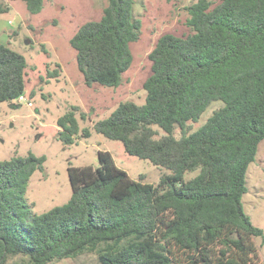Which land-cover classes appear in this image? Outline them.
Returning a JSON list of instances; mask_svg holds the SVG:
<instances>
[{
    "label": "trees",
    "instance_id": "16d2710c",
    "mask_svg": "<svg viewBox=\"0 0 264 264\" xmlns=\"http://www.w3.org/2000/svg\"><path fill=\"white\" fill-rule=\"evenodd\" d=\"M21 1L31 14L44 7V0ZM134 6L135 0H108L102 17L72 37L86 86L122 85L142 29ZM8 10L0 3V13ZM188 12L190 33L163 35L149 54L145 103L122 102L93 127L171 173L157 185L134 181L109 151H99V167L68 168L66 204L33 214L26 194L46 157L0 161V264L16 256L51 264L86 253H95L98 264H263L254 238L264 244V231L243 198L264 141V0H198ZM27 65L0 42V104L24 96ZM215 102L222 105L190 132L188 124ZM78 111L74 106L57 121L68 145L80 133ZM82 132L91 136L88 128Z\"/></svg>",
    "mask_w": 264,
    "mask_h": 264
},
{
    "label": "rangeland",
    "instance_id": "374dc122",
    "mask_svg": "<svg viewBox=\"0 0 264 264\" xmlns=\"http://www.w3.org/2000/svg\"><path fill=\"white\" fill-rule=\"evenodd\" d=\"M197 1L135 0L134 15L142 22V29L140 38L131 44L133 64L123 75L122 85L109 88L86 86L78 69L76 51L70 44L82 25L102 17L108 0H44L39 14H31L21 0H0L9 7L8 12L0 13V42L23 54L28 64L26 101L0 104V161L29 153L46 157L44 171L34 173L26 194L33 214L66 204L72 195L68 168L99 167V151H109L116 165L134 181L157 185L164 175L171 173L149 160L129 155L122 142L98 134L93 127L122 102L145 103L144 82L152 73L149 54L163 35L190 33L188 7ZM209 1L216 5L221 0ZM221 105L213 103L198 122L188 124L189 131L198 130ZM74 106L79 109L80 133L76 143L68 145L59 139L61 128L57 121ZM84 128L91 131L90 137L84 136ZM176 136H181L180 130ZM195 175L187 174L186 179ZM247 187L244 210L253 224L264 231V141L249 168ZM254 242L264 264L262 239L255 237ZM7 264L28 263L16 256L10 257ZM51 264H98V257L95 253H86Z\"/></svg>",
    "mask_w": 264,
    "mask_h": 264
},
{
    "label": "built area",
    "instance_id": "2783aa9c",
    "mask_svg": "<svg viewBox=\"0 0 264 264\" xmlns=\"http://www.w3.org/2000/svg\"><path fill=\"white\" fill-rule=\"evenodd\" d=\"M18 100L19 101H26L24 96H21Z\"/></svg>",
    "mask_w": 264,
    "mask_h": 264
}]
</instances>
